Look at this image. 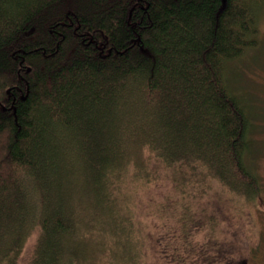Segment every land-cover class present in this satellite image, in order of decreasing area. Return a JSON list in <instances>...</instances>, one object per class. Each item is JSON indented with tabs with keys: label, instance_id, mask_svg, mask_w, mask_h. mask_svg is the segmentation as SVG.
Instances as JSON below:
<instances>
[{
	"label": "trees",
	"instance_id": "1",
	"mask_svg": "<svg viewBox=\"0 0 264 264\" xmlns=\"http://www.w3.org/2000/svg\"><path fill=\"white\" fill-rule=\"evenodd\" d=\"M261 11L0 0V264H251L252 115L226 74Z\"/></svg>",
	"mask_w": 264,
	"mask_h": 264
},
{
	"label": "rangeland",
	"instance_id": "2",
	"mask_svg": "<svg viewBox=\"0 0 264 264\" xmlns=\"http://www.w3.org/2000/svg\"><path fill=\"white\" fill-rule=\"evenodd\" d=\"M259 27V47L256 52L242 56L236 63H231L228 67L226 79L229 82L231 90L238 97L243 96L246 108L252 115L250 136L253 144V151L244 156L248 166L252 171L256 172L258 182H260L261 198L256 200V203L248 204L244 209L249 210L252 223L254 224L257 234H251L252 248L250 250L254 257H250L251 264H264V12L258 17ZM233 68V69H232ZM235 68V69H234ZM232 69L231 76L229 75ZM249 100V101H248ZM253 138V139H252ZM246 164V165H247ZM160 196L161 193H156ZM242 198H239V200ZM233 201L235 199L233 198ZM228 202V206L234 207V202ZM240 204V201L237 202ZM229 206V207H230ZM245 213V210L244 212ZM140 216V215H139ZM236 217V215H234ZM149 219V218H147ZM240 222L244 221L243 217H238ZM249 217L245 216V221L242 223L244 228ZM240 226V225H239ZM235 229V228H234ZM239 230V228L237 229ZM254 231L251 230V233ZM255 233V232H254ZM239 234V232H238ZM236 235V234H235Z\"/></svg>",
	"mask_w": 264,
	"mask_h": 264
}]
</instances>
